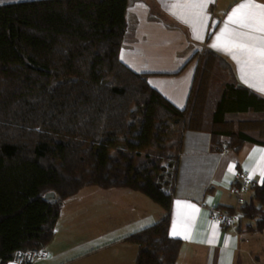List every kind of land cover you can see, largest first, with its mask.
I'll return each mask as SVG.
<instances>
[{"label": "trees", "instance_id": "trees-1", "mask_svg": "<svg viewBox=\"0 0 264 264\" xmlns=\"http://www.w3.org/2000/svg\"><path fill=\"white\" fill-rule=\"evenodd\" d=\"M127 3L0 5V264L42 250L63 202L88 186L158 205L162 219L126 241L134 264H176L181 242L168 226L184 132L207 133L215 151L264 146V98L214 52L200 55L183 109L122 63ZM250 189L237 222L264 232V180Z\"/></svg>", "mask_w": 264, "mask_h": 264}, {"label": "crops", "instance_id": "crops-1", "mask_svg": "<svg viewBox=\"0 0 264 264\" xmlns=\"http://www.w3.org/2000/svg\"><path fill=\"white\" fill-rule=\"evenodd\" d=\"M188 2L190 0H128L127 29L119 54L122 63L135 72L146 74L152 88L177 108L183 109L198 59L203 52L212 51L230 66L239 85L264 98V94L251 86L254 81L242 79L241 63L233 59L231 53L211 47L228 15L244 0H206L202 14L207 20L203 26L191 15L192 10L172 6ZM255 2L264 4V0ZM261 150L264 146L244 144L238 151H215L207 133L184 132L168 226L169 235L181 242L176 264H228L229 260L230 264L261 263L264 251L260 242L264 239V232L251 231L253 221L242 219L222 229L209 219L211 209L236 213L244 202L250 200L251 189L238 193L235 184L238 173L243 171L252 177L254 185L262 183L264 151ZM86 188L89 187L78 194ZM99 189L101 201L93 203L106 206L105 210L92 211L93 206L83 197L79 205L69 209L66 205L74 203V199L71 197L64 201L53 238L42 249L46 257L37 259L34 264H75L89 257L96 261L100 255H104L108 264L135 263L137 247L126 238L160 221L164 212L139 192L112 188L102 189L101 193ZM75 207L73 214H64ZM89 211L92 213L90 218L87 217ZM65 216H73L79 225L87 221L92 228L98 229L102 225L106 229L94 233L90 242L65 243L68 227L61 228L62 233H58ZM174 226L181 235H171ZM185 235L189 238L185 239ZM60 245L64 248L59 249Z\"/></svg>", "mask_w": 264, "mask_h": 264}, {"label": "snow or ice", "instance_id": "snow-or-ice-1", "mask_svg": "<svg viewBox=\"0 0 264 264\" xmlns=\"http://www.w3.org/2000/svg\"><path fill=\"white\" fill-rule=\"evenodd\" d=\"M172 6L192 10L191 15L198 20L201 26L207 20V17L202 14L206 0H190L188 3ZM197 9L200 11H196ZM211 47L231 53L233 59L241 63L242 79L245 82L254 81L251 86L264 94V4L256 3L255 0H244L240 3L228 15L227 21L216 35ZM229 171H232V168ZM261 175L264 176V169L261 170ZM177 204L179 205V202ZM171 235L175 237L181 233L174 226ZM184 238L189 237L185 235Z\"/></svg>", "mask_w": 264, "mask_h": 264}, {"label": "rangeland", "instance_id": "rangeland-1", "mask_svg": "<svg viewBox=\"0 0 264 264\" xmlns=\"http://www.w3.org/2000/svg\"><path fill=\"white\" fill-rule=\"evenodd\" d=\"M19 1H30V0H0V5L1 4H7V3H15V2H19ZM181 154H182V152H181ZM88 187L89 188L84 189L80 194H78L80 192L79 191L77 193V195L72 196V198L70 197L71 199H74V201H73L74 203H72V204L69 203V204L66 205V207L69 206L68 207V209H69V208L74 207L75 204L79 205L80 202L83 201L80 198L83 197L84 199L85 198L87 199L85 201L90 202V205L93 206L92 211H94L95 209H104L105 210L106 206H104L102 204L97 205V203H93V202L101 201L100 198L98 197V191H97V189H99V188H97L95 186H88ZM90 188H92V189H90ZM101 190L102 189H99V192L102 193ZM88 205H89V203H88ZM68 209H66V211ZM76 209H77V207L73 208L71 211H68L67 213H64V214H73ZM91 214H90V211H89L87 213V217L90 218ZM82 218L85 220L84 217H82ZM77 224L78 223L75 222V218H73V216H65L64 218H62V220L60 222V225H59L58 233L59 234L62 233L61 228L65 229L66 227H68L67 228V232H65V234L68 235V239L64 240L65 243H67L68 241H70L71 243L74 242L76 244L79 243V242H81L83 244L87 243V242H90L91 240H93L94 233H98V232L106 229V227H104L102 225H100V227L98 229L92 228L90 225H88L89 223L86 221V223L84 222L82 225L78 224V228L76 230L75 227L77 226ZM78 229H81V230H78ZM75 230H76V233H77L76 236L74 235ZM260 243H261L260 245L263 247L262 249L264 251V239H261ZM63 248H64L63 245L59 246V249H63ZM103 256L104 255H102V256L100 255L99 258H96V261H93L92 257H89V258H86V259H84V260H82V261H80L78 263H75V264H108L106 262L105 257H103ZM262 262H264V252L262 253L261 263L260 264H262Z\"/></svg>", "mask_w": 264, "mask_h": 264}, {"label": "built area", "instance_id": "built-area-1", "mask_svg": "<svg viewBox=\"0 0 264 264\" xmlns=\"http://www.w3.org/2000/svg\"><path fill=\"white\" fill-rule=\"evenodd\" d=\"M237 177L239 184L236 191L238 193L250 188L254 184L253 179L248 172H240ZM209 219L218 224L222 229H225L237 221L238 215L235 212L211 209ZM45 257L46 253L43 250L16 251L11 262L13 264H34L37 259H43Z\"/></svg>", "mask_w": 264, "mask_h": 264}, {"label": "water", "instance_id": "water-1", "mask_svg": "<svg viewBox=\"0 0 264 264\" xmlns=\"http://www.w3.org/2000/svg\"><path fill=\"white\" fill-rule=\"evenodd\" d=\"M50 196L52 197L53 195H52V194H46V195H45V198H48V197H50Z\"/></svg>", "mask_w": 264, "mask_h": 264}]
</instances>
